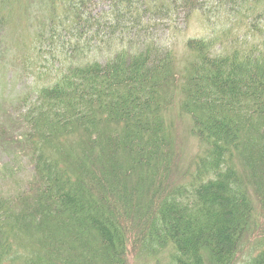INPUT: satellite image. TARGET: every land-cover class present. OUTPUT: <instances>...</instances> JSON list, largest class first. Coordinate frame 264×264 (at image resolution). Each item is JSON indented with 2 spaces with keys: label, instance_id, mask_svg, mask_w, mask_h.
Returning a JSON list of instances; mask_svg holds the SVG:
<instances>
[{
  "label": "trees",
  "instance_id": "16d2710c",
  "mask_svg": "<svg viewBox=\"0 0 264 264\" xmlns=\"http://www.w3.org/2000/svg\"><path fill=\"white\" fill-rule=\"evenodd\" d=\"M42 1L45 18L0 0V58L10 35L29 67L42 41L60 48L19 120L0 116V146L33 166L0 195V264H264V0ZM211 12L216 37L112 50L123 21ZM178 119L199 144L186 167Z\"/></svg>",
  "mask_w": 264,
  "mask_h": 264
},
{
  "label": "rangeland",
  "instance_id": "374dc122",
  "mask_svg": "<svg viewBox=\"0 0 264 264\" xmlns=\"http://www.w3.org/2000/svg\"><path fill=\"white\" fill-rule=\"evenodd\" d=\"M209 7L213 9L215 6L210 4ZM45 8L46 6L44 5V2L42 0H37L32 12L34 15L41 12L42 17H44L46 15ZM209 17L211 19L207 21L204 16L195 13L189 24L185 22L182 15L175 14L171 19H164L156 16L151 21H144L143 23V20L135 21V23L123 21L121 22L120 31L124 33L125 40L122 42V40L119 39L122 43L115 41L116 46L112 50L123 46L127 48L130 46L143 47L144 42L147 41H153L158 44L160 46L158 48H167L170 46L171 48L181 50L182 42L185 38L210 37L211 35L214 37L218 36L217 32L215 34L214 32L215 30L217 31L218 27L227 23L225 20L227 17L224 15L226 18H223L221 15L212 14V12L211 15L209 14ZM145 19L148 18L145 17ZM33 23L34 20L31 19L28 23L26 37H30ZM127 26L128 30L125 31V27ZM102 27H107L108 31H103V29L100 31L97 27L95 30H97L100 37L104 39L108 36L111 29L108 25H103ZM131 28H133L134 31L130 32ZM235 32L236 30L233 33ZM251 35L252 34L248 33V29L243 26L241 36H243V38L246 36L250 38ZM12 42L13 38H11L10 35V39L8 38L7 41L10 50L6 55L0 58V116L3 127H9L11 121L19 120L21 112L25 109V106L23 103H19L18 97L23 92L27 93L30 91L32 83L36 82L38 74L44 70L43 67L47 58L50 60L52 55L57 56L58 50H60L59 44L58 46L55 45L54 47H48L49 42L42 41L40 43V56L37 57V64L33 68L29 67V59L32 58V55L30 54L29 59L26 60L25 53L18 50ZM90 45L91 46L89 47L93 49L91 55L97 57V59L104 60L109 56L106 51H102V48L107 46L106 44L98 46V44L93 41ZM217 47H219V45H217ZM42 53L44 55H42ZM28 60L29 62H26ZM173 114L174 112L170 113L169 116L172 117ZM184 119H178L176 124V133H179V142L181 144L182 141L184 149V152L180 155L178 160L182 167H186V165L195 158V155L199 150L198 142L188 135L190 123L187 119ZM21 131V125L19 123L12 130L11 135L15 136ZM0 137H3V132H0ZM32 175L33 166L26 156L21 155L19 152H15L14 149L10 147H5L3 145L0 146V195L14 194L22 190L26 183L31 179Z\"/></svg>",
  "mask_w": 264,
  "mask_h": 264
}]
</instances>
